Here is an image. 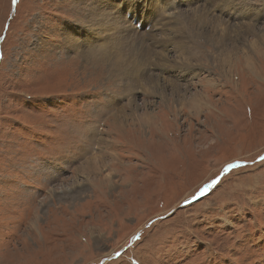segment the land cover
<instances>
[{"label": "rangeland", "instance_id": "obj_1", "mask_svg": "<svg viewBox=\"0 0 264 264\" xmlns=\"http://www.w3.org/2000/svg\"><path fill=\"white\" fill-rule=\"evenodd\" d=\"M119 3L0 0V264H264V0Z\"/></svg>", "mask_w": 264, "mask_h": 264}, {"label": "bare ground", "instance_id": "obj_2", "mask_svg": "<svg viewBox=\"0 0 264 264\" xmlns=\"http://www.w3.org/2000/svg\"><path fill=\"white\" fill-rule=\"evenodd\" d=\"M74 1V3L75 4H78V5H87V8H89V12H90V16H89V19L90 20H93L97 15H99V14H101V12L100 11H104V12H102V15H107V13H108V11H107V9H106V0H73ZM118 1H120V3H123L124 4V2H125V0H118ZM134 2H136V1H134ZM119 3V4H120ZM132 3V2H131ZM150 3V2H149ZM104 4V5H103ZM114 4V3H113ZM168 4V3H167ZM115 7H120V5H118V4H116V6H114V8ZM133 7V6H132ZM127 10H130V11H132L130 8L129 9H127ZM185 12V11H184ZM99 13V14H98ZM119 13H120V11H119ZM118 14V13H117ZM190 14V13H189ZM188 14V15H189ZM120 16H122V15H120ZM185 16H186V14H185ZM189 18V17H188ZM203 15L202 14H200L199 16H196V17H191L190 16V18H189V20L190 21H192V23L191 22H189L190 24H195L196 25V23H201L202 22V20H203ZM104 19V18H103ZM213 19V18H212ZM102 20V19H101ZM109 20V19H108ZM182 20V19H181ZM184 21V20H183ZM214 21V20H213ZM92 22H94V20L92 21ZM109 22V21H108ZM186 22V21H185ZM215 22V21H214ZM216 23V22H215ZM183 24V23H182ZM185 24V23H184ZM198 24V25H199ZM118 25V24H117ZM186 25H187V23H186ZM111 26H112V24H111ZM191 26V25H190ZM248 26V25H247ZM197 27V26H196ZM195 27V28H196ZM249 27H250V25H249ZM254 28V27H253ZM188 29V28H187ZM201 29V28H200ZM215 29V28H214ZM216 30V29H215ZM217 30H219V29H217ZM194 31H195V29H194ZM207 32V31H206ZM210 32V31H209ZM197 32H195V34H196ZM204 33H205V31H204ZM210 33H212V32H210ZM216 33V32H215ZM220 33V32H219ZM218 33V34H219ZM74 34V33H73ZM205 34H207V33H205ZM218 34H216V35H218ZM227 34V33H226ZM228 34H230V33H228ZM221 35H222V33H221ZM196 37H198L199 38V34L198 35H195ZM193 37V36H192ZM191 37V38H192ZM207 37V36H206ZM215 38V37H214ZM216 38H219L218 36H216ZM212 39V38H211ZM225 39V38H224ZM155 41V40H154ZM212 41V40H211ZM213 41H215V40H213ZM212 41V42H213ZM217 41V40H216ZM195 42V41H194ZM215 43V42H214ZM217 43V42H216ZM222 43V42H221ZM211 44V43H210ZM218 44V43H217ZM223 44H224V42H223ZM215 45V44H214ZM214 45H213V47H214ZM221 45V44H220ZM217 46V45H216ZM215 46V47H216ZM225 46V45H224ZM220 47V46H219ZM216 49V48H215ZM218 50V49H217ZM123 52V51H122ZM210 52V51H209ZM124 53V52H123ZM126 54V53H125ZM217 56H218V54H216ZM127 56V55H126ZM160 56V55H159ZM215 56V55H214ZM116 67H117V65H116ZM153 81V80H152ZM155 85V84H154ZM157 85V84H156Z\"/></svg>", "mask_w": 264, "mask_h": 264}, {"label": "water", "instance_id": "obj_3", "mask_svg": "<svg viewBox=\"0 0 264 264\" xmlns=\"http://www.w3.org/2000/svg\"><path fill=\"white\" fill-rule=\"evenodd\" d=\"M240 163H245V162H243V161H239ZM240 163H238V162H232V163H230V164H227L226 166H225V168H224V170L221 172V174H220V176L219 177H217L215 180H213L212 182H208V183H206L205 185H204V187H203V189H204V191H203V193L201 194H199L198 196H195L192 200H196V199H198L199 197H201V196H203L209 189H210V187L212 186V184H213V182H216L218 179H220V177H222L223 176V174L226 172V171H229V170H231V169H233V168H235V167H233V168H229L228 166L229 165H238V164H240ZM208 186L207 188H205V186Z\"/></svg>", "mask_w": 264, "mask_h": 264}, {"label": "snow or ice", "instance_id": "obj_4", "mask_svg": "<svg viewBox=\"0 0 264 264\" xmlns=\"http://www.w3.org/2000/svg\"><path fill=\"white\" fill-rule=\"evenodd\" d=\"M16 2V0H13V3H15ZM262 159H264V158H262ZM229 168H233V167H236V165H229L228 166ZM208 186L206 185L205 186V188H207ZM203 191H204V189H201V194L203 193ZM117 255L119 256V253H117Z\"/></svg>", "mask_w": 264, "mask_h": 264}]
</instances>
